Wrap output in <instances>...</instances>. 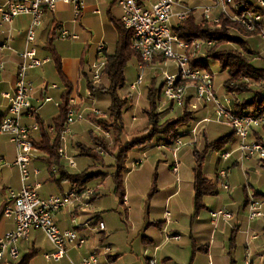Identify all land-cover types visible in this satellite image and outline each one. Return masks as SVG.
<instances>
[{
  "label": "built area",
  "instance_id": "obj_1",
  "mask_svg": "<svg viewBox=\"0 0 264 264\" xmlns=\"http://www.w3.org/2000/svg\"><path fill=\"white\" fill-rule=\"evenodd\" d=\"M84 0H7L0 4V14L2 23H12L13 19L21 16L32 18L30 27L26 33L27 49L19 54L17 80L12 93L4 94L9 100L10 107L8 114L3 117L0 126V135H7L10 143L16 148V160L12 164L4 163L0 160V172L2 168L17 167L20 171L22 180V190L8 193V203L4 207L3 215L8 219H13L15 229L8 232L0 239V264H18L21 254L18 248L20 242L27 240L32 231H41L53 251L45 258L53 263H59L66 258L67 252L71 248H81L86 245L87 239L80 236L75 230L61 231L55 223V215L61 212L68 205L80 202L81 197L77 195V188L62 195H53L48 198H41L39 194L40 185L34 187L29 185L32 162L38 158L39 150L35 147V135L40 132L38 124L30 126L22 123L25 117L33 118L39 108L35 109L32 103L33 86L28 80L31 71L43 67L48 60L38 57L36 46L37 30L42 25L44 10H55L59 3L74 5L76 14H80ZM118 6L122 10L121 23L124 29L130 30L133 34L132 49L136 51L143 64L149 65L158 60L166 63L172 62L175 67L174 74L164 73L163 99L165 103L174 107L183 108L185 102L189 100L187 111L192 107L202 105H212L215 108L217 124H226L232 127L237 143L230 151L220 153V158L225 161L233 159L238 164H245L255 161L258 164L264 163V144L254 139V133L264 127V116L254 117L252 115L236 116L235 111L222 103L217 97L215 90V73L212 68L194 67L193 60L203 55L205 47L212 46L199 40L192 42L182 41L174 32L173 21L176 18L178 23L184 21L193 10L198 11L202 18L214 25H220L221 18L227 17L233 23L242 27L249 33H258L264 40V22L262 12L246 11L239 15L235 0H211V4L190 9L185 5V0H117ZM256 5L264 9V0H256ZM176 8L183 11L175 13ZM62 39H69L71 35L67 31H61ZM76 38V37H74ZM9 40L0 46V53L8 48ZM103 46H99L102 51ZM101 65H93L92 78L95 83L101 79ZM5 68V63L0 56V72ZM142 75L138 81L131 85L135 90L142 84ZM55 88V86H53ZM51 102L50 98L45 100ZM71 105L76 106L75 101L71 100ZM33 113V115L31 114ZM83 120V114L71 109L60 135L59 155L64 157L67 165L71 169H76V161L66 155V137L71 134V127ZM208 121V120H205ZM204 121V122H205ZM49 133H54V128L49 127ZM191 142L184 137L178 136L173 141L174 150L172 152L175 161L173 172L178 173V154L186 145H194L197 142L198 127L190 133ZM156 149L163 150L164 147L158 146ZM137 166V165H136ZM54 171V170H53ZM34 174H39L34 171ZM226 170L220 171V176L226 178ZM223 188L229 187L223 184ZM86 196L90 197L94 191H86ZM264 202L249 196L247 205V217L249 221L264 217ZM214 221L220 219L230 220L233 215L227 211L212 212ZM98 231H104V223L98 224ZM172 240L179 241V237ZM103 251V253H102ZM111 255V248L104 247L102 244L97 247L88 257L84 258L81 264H110L103 262V257ZM148 264H158L156 258L148 260ZM245 264H253L249 250L246 251Z\"/></svg>",
  "mask_w": 264,
  "mask_h": 264
},
{
  "label": "crops",
  "instance_id": "obj_2",
  "mask_svg": "<svg viewBox=\"0 0 264 264\" xmlns=\"http://www.w3.org/2000/svg\"><path fill=\"white\" fill-rule=\"evenodd\" d=\"M6 1L7 0H0V4H4ZM18 1H23V0H18ZM200 1L202 0H185V5L190 9H196L197 7H203L211 4V0H203L206 1L203 4H200ZM249 1H252V3L256 5V0H249ZM117 3H118L117 0H84L83 7L81 8L79 15L76 14L74 5L64 4V3H59L56 6V9L53 11L48 9L44 10L42 25L40 29L38 28L37 30L35 47L37 48L38 57L42 60H48V62L43 67L31 71L28 75V80L32 84L31 86H33L32 98H31L33 106L35 107V109L39 108L38 117L43 122V124H45V126L51 127L53 125L54 120H56L59 117L60 115L59 104L61 103L62 94L65 91V87L63 85L62 79L56 70L55 61H53L54 59L52 57V54L47 48V45L51 40V34L53 32L54 27L58 26L61 29V31H67L71 35V38L69 39H62L59 34V38L55 40L52 39V44L54 46L56 54L59 56L61 60L63 75L74 87L71 100L75 101L76 106L81 107L80 112L83 111L85 112L86 110L84 105L87 99L86 97L85 98L82 97L80 94V86L81 84H83V78H84L83 72H86L87 70H92L93 65H95L96 63L104 62L106 60L105 58L106 55H111L115 52L116 45L118 42V32H117L116 24L121 23V18H122V10ZM181 11H183L182 8L175 9V13H179ZM197 14L199 17H197ZM195 15L197 17V20L200 22L202 19L201 14L195 13ZM31 21L32 18L30 16H21L16 19H13V22L10 24L2 23V18L0 14V46H2L6 42V40H9L8 48L0 53V56L5 63L4 70L0 72V120H2L3 117H5L8 114L10 102L4 97V94L12 93V91L15 88V84L17 80L18 64L20 62L19 54L27 49L26 33L30 27ZM263 22H264V15H263ZM177 24L178 21L175 18L172 25L176 26ZM255 38L257 39L259 38V40L260 39L262 40V49L255 50V48H251L249 46L250 50L253 51V53H255L256 55L253 60L259 58L264 59V40L261 38V36L258 34V35H254L253 37L252 36L248 37L246 39L248 40V42H251L252 40H255ZM100 45L103 46L102 51H99ZM201 58L202 57L200 55L195 59V61L198 63L199 67L206 68L201 66L202 65L201 62L205 60ZM138 64L140 65L139 62ZM156 65H159L160 67L161 65H164L163 67H166V69H164L165 71L163 72V74L164 73L174 74L171 70L169 71V69L174 68L173 67L174 65L170 63H166L163 60L155 61L154 64H152V67H155ZM167 67L169 69H167ZM259 69H264V68H259ZM163 80H164V75H163ZM84 83H86V81H84ZM103 85L105 87H108L109 81L105 80ZM53 86H55V88H53ZM215 90L219 100L225 105L232 108L234 97L230 96L228 93H226V91H225L226 94L224 96H220L218 94V89L216 88V85H215ZM47 98H50L51 102L46 103L45 100ZM96 100L98 101L99 97L97 96L95 97V101H94L95 104H96ZM164 103L165 101L164 99H162V104L164 105ZM191 111L195 113L198 121L201 120L200 123H198L197 127H200L202 124H207V123L214 125L216 124V126L209 127L210 130L209 133L205 131L206 139L209 140L210 142H213L219 139L220 137L232 132L231 126L229 127V126L217 124V122H215L216 115H215L214 106L202 105L201 107L199 106L192 107ZM93 112H95V109L93 110ZM206 113L207 114L210 113L211 116L210 117L203 116ZM104 118H107V115H105ZM22 123L27 126L38 124L37 120L34 117L33 118L25 117ZM183 135L187 136L188 134L184 133ZM0 136L4 137L7 135H0ZM71 136L72 139L73 134H71ZM197 136L198 137L196 138V140L198 144L200 140L199 131ZM7 138L9 139L8 136ZM34 139H36V142L37 141L40 142V140L42 139L40 132H38L35 135ZM254 139L259 143L264 144V127L258 129V131L254 133ZM203 145H204V137H203ZM147 153H149V151L143 154L146 155ZM170 154L173 158L172 164L170 166L172 167L171 169L173 172V169L175 167L174 164L176 160L174 159L172 152H170ZM214 155L215 157L218 158V163H219V167L216 168V172L215 174H213L214 177L211 178L212 174L208 172L209 170L206 167H205V172H206V176L211 181V183L216 185V187L218 188L219 194L217 196L207 197L205 199V204L207 209L201 213V215L197 218V220L192 222L193 226H191V229L188 232L190 233L189 244L191 246L192 243V246L195 251L200 250L203 253H205L206 257L209 260H211V257L213 256L215 250L223 251L225 255H227L229 247L227 245V241H226L227 238L224 236L225 235L224 233H226L225 230L228 228L232 230V235L234 236H236V233L237 235L238 234L243 235L246 233L247 236L245 238L246 251L249 250L253 264H260V262L264 264V242L260 241V239L258 240L259 236L256 235L255 232H252L251 230V228L255 229L256 226L260 227L261 224L264 222L260 223L259 225H255L254 221L259 219H264V217L255 219L254 221H249L247 217V205H248L247 199H249V196H254V197L256 196L255 198L257 199L260 198V200L264 202V195L259 194L258 192L255 194L250 193L245 183L242 184V187L247 189L248 193L246 198L243 200H241L240 196H238L235 193V187L233 188V193H232L230 182L222 183V186L219 188L220 186L219 182L225 179L222 176H220V171L226 170V174H227L226 178H228L229 180V176L232 170L234 168L238 169L241 172L245 173L244 175L246 181L249 169H252L254 166L257 165L258 166L260 165L259 167H261V165L262 167H264V163L258 164L255 161H250L248 162L247 165L246 164L241 165L236 163V161H234L233 159H231V161L228 162L223 161L220 158V153H216ZM46 158H47L46 154L39 152L38 158H36L32 162V166L30 167L33 173L31 174L29 185L32 187L36 185H40L39 194L41 198H48L50 196L56 195V194H50L48 196L42 195L40 191L43 188V185L49 182L56 183L51 179L52 177L53 179H56V177L59 175L56 168L49 169V166L47 165L46 162ZM138 158L135 159V153L133 152L130 153L129 159L126 162L128 168L131 169V172H133L132 169L133 165H138V163L141 164L142 158L141 157ZM0 160L6 163L5 156L2 153H0ZM15 160H16V154L11 158L12 161L11 163H14ZM178 163H179L178 173L175 174L173 172V175L176 177L175 180H177L178 188L175 192L168 195L166 199L167 201L166 206H168L169 201L170 203L173 202L175 198L180 197L183 194V192L184 194H187V196L189 194L188 197L189 203L193 204V198H194L193 185L195 181L193 170L190 169L191 172L185 169L182 171L181 169L182 162L180 161L179 154H178ZM220 163H225L227 165L221 167ZM44 165L47 166L46 170L45 168H43ZM65 166L67 171L69 172L68 169L71 168H69V166L67 165V161H65ZM7 168L8 167L5 166L4 168H2L0 172V239L3 238L8 232H11L15 229L14 220L8 219L3 215L4 207H6V204L8 203V193L11 190L15 192H20L23 187L22 180L20 184L17 181L15 182L13 180L14 179L13 175L16 176L20 175L19 169L15 166L9 169ZM34 171H38L39 174H34ZM223 184L225 185L227 184L229 189L225 190L223 188ZM57 185L61 187L62 184L60 185L57 184ZM74 187L75 186L71 185L68 191L61 188L60 194L72 191ZM221 188L223 192L225 191V194L220 193ZM88 190L94 191V194L90 197H87L85 194L86 191ZM98 190H99L98 187L96 189H93V188H89L88 186L85 189H77V195L81 197L80 202H74L73 205H69L65 207L60 213L56 214L55 223L61 231L75 230L80 234V236L85 237L87 239V243L85 246L81 248L69 249L66 258L62 259V261H60L59 263H54V264H81L84 258L88 257L93 251H95L98 246L97 243H88L90 240V238L86 236V232L88 230L97 231L96 233L100 235V238L98 239V245L106 241L107 226L104 223L102 216H100L101 215L100 211H96V212L88 211L89 209L92 210L94 208L93 204L96 201L95 198L99 197ZM157 193L159 192L157 191ZM124 204H127L126 197L124 200ZM236 205L238 206V212H237L238 214H235ZM188 209L190 215L192 213L191 205L190 208ZM221 210L231 213L233 215V218L230 220L220 219L218 221H214L211 216V213L218 212ZM263 212H264V206H263ZM167 213L169 212H166L165 209L164 217L166 219L162 220L159 223V226H157L160 227L159 234L161 233L164 234V230H167L168 234H166L164 243L174 242L178 244L177 243L178 241L172 240V238L179 237L182 239V236L178 233L170 232L168 226L171 227L172 225L174 226L180 225L179 217L177 218V221L175 220L172 222L170 220L171 214L169 215L170 216L169 217L167 216L168 215ZM183 216L184 219L181 220L182 226L187 225V220L189 221V216L186 215ZM66 220L67 222L71 221V228L69 227L64 228ZM99 223H104L105 225V230L102 232L97 230ZM150 225H153V227H155L157 223L156 222L154 224L150 223ZM246 225L248 226V230L244 231L243 227ZM38 232L41 231H35V232L32 231L30 237L27 240L22 241L23 246L27 245L28 248V251L22 254L23 256L28 254L32 249L37 250L38 253L41 252L45 253L44 256L53 251V247L50 244H49L50 246L43 249L41 248L40 244L36 243L35 240L36 238L33 237V235H38ZM159 234L155 232V234L152 235L150 234V236H144L143 241L147 243L148 246L152 245V247L154 248L153 257L151 256L147 258V263L149 259L156 258L154 256L157 255L156 253L159 250V246H157L159 244L156 242L158 240H162L161 239L162 234L161 236ZM179 241L181 242V240ZM170 244L172 245L173 243ZM234 247L235 246L232 243V246L230 247L229 250L230 254H233L231 252V248L234 249ZM22 255H21V260L23 257ZM118 257L120 258V255L114 256L113 254H111L109 257H107V260L110 264H115V262L119 259ZM228 258L230 264H235V260H233L231 256H228ZM163 262L164 264H170L172 261L170 260V258L166 256Z\"/></svg>",
  "mask_w": 264,
  "mask_h": 264
},
{
  "label": "rangeland",
  "instance_id": "obj_3",
  "mask_svg": "<svg viewBox=\"0 0 264 264\" xmlns=\"http://www.w3.org/2000/svg\"><path fill=\"white\" fill-rule=\"evenodd\" d=\"M206 1H200V4L205 3ZM197 13H199L197 11ZM197 17L198 14H197ZM231 35L233 37L238 38H245L244 35L238 33L234 29L230 30ZM249 46L251 48H255V50L262 49V40L259 38H255L249 42ZM226 50H239L240 48L236 44H229L225 47ZM173 65L172 62H167ZM253 65L256 68H264V59H255L253 60ZM101 63H96L95 65H101ZM219 63L210 61V66L213 72L216 75L215 78V85L218 89V94L220 96H224L225 90L223 88L224 82L228 78L227 72H222L220 69ZM164 65H156L152 67V65L147 66H140L138 64V59L134 57L127 65L125 70V77H126V86L123 90L120 91V95L123 98H129V107L124 112V121L125 122V134H124V142H130L133 139L140 137L144 134V130L147 128V118L145 114V110L148 107V90L149 87L152 85L154 81V85L156 89H159L163 83V72L165 71L166 67ZM174 67V66H173ZM167 69H169L167 67ZM175 72V67L169 69V71ZM142 75V84L137 86L135 90L131 89V85L138 81L139 76ZM93 76V74L91 75ZM102 80V79H101ZM80 86V94L82 97H86L85 101V112H81L83 114V120L78 122L77 124L71 127V134H73V138L71 139V134L66 137V155L67 157H71L76 161L77 168L76 169H68L71 173H80L85 171L86 169L90 171L96 172H104L108 173L109 175L105 179H98L92 181L88 187L96 189L99 188L98 194L99 197L95 198V203L93 204L94 208L88 211H100L102 219L107 226L106 231V241L104 243H100L98 245V239L100 235L97 234V231L88 230L86 232V236L90 238L88 243H97V246L100 247L102 244L104 247H111V254L114 256H119L120 258L115 262V264H148L147 258L153 257L154 248L152 245L148 246L145 243L144 236H150V234H157L160 233L159 223L162 220H165L164 212H166L169 216L171 214L170 220L177 221L179 217L180 225L171 227L168 226V229L172 233H178L182 236L181 242L178 241L174 242H166V234H168L167 230H164V234H159L162 240H158L156 243L159 245V250L154 257H156L158 264H164L163 260L167 256L172 261L170 264H230L228 256H231L233 260H235V264H245V257H246V240L245 238L246 233L241 235L236 233V236L232 235V230L226 229V233H224L225 237L227 238V245L229 247L234 244V249L231 248V252L228 250V254L225 255L223 251L215 250L213 253V259L209 260L206 257V254L202 251H195L192 243L191 246L189 244L190 233L189 230L191 229L193 216H194V199L193 204L189 203V194H183L180 197H176L173 202H168L167 204V197L169 194L175 192L178 188L177 180H175V176L173 175L171 164L173 158L170 154V149H163V151H158V149L154 148L156 146L146 148V151H139L136 149L133 151L135 153V159L138 157L142 158L141 164L133 165L132 169L133 172L130 174H126L125 182H124V191L126 194V201L127 204H123L120 200L119 195L116 193V184L114 180L115 171L113 166L115 165V159L111 156H105V166L96 163L90 158L83 157L79 155V148L78 144L85 145L87 147H92V140H91V132L93 131L94 135L101 137L105 133L99 128L95 122L91 121L88 118V115L94 113L103 117L107 115L108 117V109L110 107V97L105 94L97 93L96 96L99 97V100H96L95 104V97L88 92L87 83H84ZM105 79L103 78L100 81V84L103 85ZM252 89H258L257 85L252 83ZM133 91V92H132ZM254 93L252 94H245L239 97V101L250 99ZM161 99H163L161 97ZM170 104L164 103V105H160L158 107V113L164 111L165 109V116L167 118H175L182 114V109L178 107H174L173 110H169ZM95 109V112L93 110ZM97 110V111H96ZM170 111V112H169ZM100 113V114H97ZM203 116L210 117V113H206ZM135 119V120H134ZM196 120V119H193ZM164 118L162 119V122ZM50 123V122H49ZM195 125V123H192ZM193 125V126H194ZM187 127H191V122L186 125ZM186 126L184 127L186 129ZM216 126V124H202L198 127L200 140L197 146L199 149L202 148L203 145V137L206 136V132L209 133V127ZM181 129V128H180ZM202 131V132H200ZM206 131V132H205ZM202 133V135H201ZM221 134V133H219ZM198 135V134H197ZM181 136V135H180ZM184 137V135H182ZM189 136V135H188ZM214 136V135H213ZM212 136V137H213ZM198 137V136H197ZM186 141L191 142V137H186ZM194 147V146H193ZM193 147L190 145H186L182 148L180 155L181 169L182 171L185 169L187 171L192 170L194 160H193ZM201 147V148H200ZM144 155V152H148ZM170 151V152H169ZM0 153L4 154L6 163L12 164L11 158L15 156L16 151L13 144L10 143L7 136H0ZM216 154L210 153L206 159L205 167L209 170L210 174H212L211 178L214 177L213 174L216 172V168L219 167L218 158L215 157ZM138 155V156H137ZM219 157V156H218ZM139 159V158H138ZM135 164V163H134ZM246 165L248 163H245ZM227 164L220 163V166L224 167ZM260 166V165H259ZM254 166L252 169H249L248 176L245 181V173L241 172L238 169H233L230 173L229 180L228 178L223 179L219 182V188L222 186V183H229L231 185V190L233 193V188L235 187V193L240 196V199L243 200L247 196V189L242 187V184L245 183L248 187V191L252 194L259 193L264 195V167ZM43 167V166H42ZM10 168V167H9ZM7 168V169H9ZM45 170L47 168L44 165ZM191 169V170H190ZM45 173V171H44ZM14 181L21 183L20 175L16 176L13 175ZM60 176L56 177L59 180ZM157 179V180H156ZM233 182V183H232ZM61 187L58 186L56 183L49 182L43 185L40 193L42 195H62L60 194L61 188L68 191L71 187V184L61 183ZM156 187L159 193L152 195L153 189ZM246 187V188H247ZM67 193V192H66ZM220 193H224L222 188ZM220 194V195H221ZM228 194V193H227ZM214 199V198H213ZM190 205L192 207V213L189 215ZM69 206V205H68ZM207 209V208H206ZM205 209V210H206ZM204 210V211H205ZM87 211V212H88ZM203 212V211H202ZM201 212V213H202ZM238 206H235V214H238ZM60 213V212H59ZM58 214V213H57ZM189 216V221L187 220V225H183L181 220L184 219V216ZM201 215V214H200ZM56 216V215H55ZM170 217V216H169ZM156 220V221H153ZM170 221V222H171ZM157 223L155 227L150 225V223L154 224ZM183 222V221H182ZM255 225H259L260 223L264 222V219H259L254 221ZM81 223V222H80ZM253 223V222H252ZM66 227L71 228V221L67 222L64 225ZM75 226V225H74ZM153 227V228H151ZM244 231L248 230V226H244ZM252 232H255L258 235V240L264 242V223L261 226H256L255 229H252ZM163 231V230H161ZM36 239V243L40 244L41 248H47L50 246L48 240L44 236L42 232H38V235H33ZM163 237V238H162ZM180 242V243H179ZM169 243V244H168ZM170 243H173L172 245ZM253 247V244H252ZM20 248L21 255L28 251L27 245L23 246V243L20 242L18 245ZM254 250V248H253ZM255 252V250H254ZM103 253V251H102ZM45 253H38L31 261V264H54L53 262H49L45 259ZM23 256V255H22ZM103 262H108L107 257L102 256ZM260 264H263L260 262Z\"/></svg>",
  "mask_w": 264,
  "mask_h": 264
},
{
  "label": "trees",
  "instance_id": "obj_4",
  "mask_svg": "<svg viewBox=\"0 0 264 264\" xmlns=\"http://www.w3.org/2000/svg\"><path fill=\"white\" fill-rule=\"evenodd\" d=\"M237 7L236 12H261L259 9L249 0H235ZM196 10L190 12L187 18L178 23L174 27L175 34L184 42H192L199 40L205 43H211L212 46L205 47L201 59H205L201 66L210 68V61L219 63L222 72L228 73V78L224 82V89L226 93L234 97L232 109L235 111L236 116L252 115L254 117L264 116V69L256 68L253 64V59L256 56L249 48V42L246 38L258 35V33H249L245 31L239 25L233 23L229 18L222 17L220 25H214L205 21L203 18L199 22L195 15ZM264 15V9L262 10ZM118 32V42L115 52L111 55H106V60L102 62L104 65L101 70V79L103 78L109 81V86L105 87L99 83H95L92 78L93 70H87L83 72L84 79L87 83L88 91L91 95L96 96L97 93L105 94L110 97L111 103L108 109V117L103 118L99 115L91 113L88 118L95 122L96 125L101 128L105 133L103 136L98 137L91 132L92 147H87L82 144H78L79 155L90 158L96 163H100L105 166L104 157L111 156L115 159V165L113 166L115 171V184L116 193L119 195L121 202L124 204L126 197L124 191V182L126 174L131 172L128 168L127 162L130 153L134 150L146 151V148L156 146H162L165 149L174 150L173 141L178 136L187 133L186 137H191L189 134L201 120H197L195 113H189L187 106L189 100L185 102V106L182 109V114L175 118H167L165 116V110L158 113V107L162 105L163 98V85L159 89H156L154 82L149 87L147 100L148 109L145 110L147 118V128L144 130V134L140 137L133 139L130 142H124L125 134V122L124 112L129 107V98H123L120 95V91L126 86L125 70L128 63L136 57L140 64H143L138 53L132 49L133 36L130 31L123 29L122 23L116 24ZM234 29L238 33L245 36V38L233 37L230 30ZM61 29L57 26L54 27L51 34V40L49 41L47 48L51 52L53 61H55V67L62 79L65 91L61 97V103L59 104L60 115L54 120L51 127L54 128V133H49V127L45 126L38 117V113L34 114V118L40 128L41 140L35 142V147L39 152L46 154V162L49 169L56 168L59 174V180L52 179L57 184L70 183L77 189H85L92 181L98 179H105L109 174L104 172H94L86 169L80 173H70L65 166L66 159L59 155L58 148L61 144L60 135L68 117V113L71 109H75L80 112L81 107L71 105V96L74 91L73 85L65 78L62 72L61 60L56 54L52 39L59 38ZM229 44H236L239 46V50H226L225 47ZM194 61V60H193ZM154 64V63H152ZM149 64V65H152ZM204 64V65H203ZM147 66V65H145ZM148 67V66H147ZM100 79V81H102ZM257 85L258 89L255 91L252 89L251 84ZM254 95L250 99L240 100L239 97L245 94ZM170 104V103H169ZM169 110L171 111L172 105L170 104ZM168 111V109L166 110ZM169 111V112H170ZM164 121L162 122V119ZM196 119V120H193ZM2 120H0L1 126ZM191 122V127L186 125ZM192 123H195L192 124ZM194 125V126H193ZM229 126L226 124H221ZM186 126V129L184 128ZM230 127V126H229ZM181 128V129H180ZM232 128V127H231ZM233 130V129H232ZM231 130V131H232ZM202 132V131H200ZM202 135V133H201ZM203 136V135H202ZM237 139L235 133H231L220 137L219 139L210 142L204 135V145L201 149L197 146V142L192 145L193 147V173L195 176L194 181V216L193 220H197L201 212L206 209L205 199L207 197H214L219 194L216 185L212 184L206 176L205 163L210 153H222L224 151H230L236 145ZM145 153V152H144ZM65 159V160H64ZM172 168V167H171ZM157 180V179H156ZM157 193L156 187L153 189L152 195ZM256 197V196H255ZM249 199H247V204ZM38 254L37 250L32 249L28 254L22 257V260L18 264H31L32 259ZM111 260V258H110Z\"/></svg>",
  "mask_w": 264,
  "mask_h": 264
},
{
  "label": "bare ground",
  "instance_id": "obj_5",
  "mask_svg": "<svg viewBox=\"0 0 264 264\" xmlns=\"http://www.w3.org/2000/svg\"><path fill=\"white\" fill-rule=\"evenodd\" d=\"M257 8L259 9V11L262 12V9H261L260 7L257 6ZM235 13H236L237 15H239V14H241V13H243V12H241V13H237V12L235 11ZM123 29H124V28H123ZM126 30H127V29H126ZM127 31H130V30H127ZM130 32H131V31H130ZM131 33H132V32H131ZM132 36H133V34H132ZM102 50H103V49H102ZM193 64H194V67H199V66H198V63H197L195 60L193 61ZM163 88H164V85H163ZM163 88H162V89H163ZM31 114L33 115V113H31Z\"/></svg>",
  "mask_w": 264,
  "mask_h": 264
}]
</instances>
